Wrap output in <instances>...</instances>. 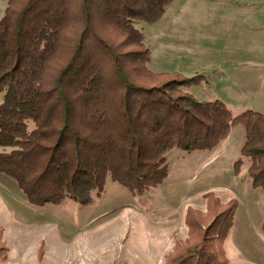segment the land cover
<instances>
[{
    "label": "trees",
    "instance_id": "trees-1",
    "mask_svg": "<svg viewBox=\"0 0 264 264\" xmlns=\"http://www.w3.org/2000/svg\"><path fill=\"white\" fill-rule=\"evenodd\" d=\"M172 0H7L0 17V173L27 201H90L106 179L143 193L167 175L166 154L205 150L244 128L240 158L264 189V113L234 114L198 100L177 71L149 69L136 21L154 22ZM211 221L225 239L238 202ZM217 209V208H215ZM264 230V215L262 219ZM217 235V236H218ZM170 264H225L206 244Z\"/></svg>",
    "mask_w": 264,
    "mask_h": 264
},
{
    "label": "rangeland",
    "instance_id": "rangeland-1",
    "mask_svg": "<svg viewBox=\"0 0 264 264\" xmlns=\"http://www.w3.org/2000/svg\"><path fill=\"white\" fill-rule=\"evenodd\" d=\"M134 25L149 69L194 77L196 99L217 98L234 114L264 113V0H172L154 22ZM243 141L236 124L210 149H172L156 187L137 193L107 178L87 203L33 204L0 173V264H170L203 238L225 264H264V189L251 185L247 159L233 166ZM231 198L222 239L210 228L222 209L214 204Z\"/></svg>",
    "mask_w": 264,
    "mask_h": 264
}]
</instances>
